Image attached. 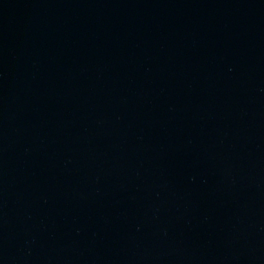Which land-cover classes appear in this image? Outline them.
Wrapping results in <instances>:
<instances>
[{
    "label": "water",
    "instance_id": "95a60500",
    "mask_svg": "<svg viewBox=\"0 0 264 264\" xmlns=\"http://www.w3.org/2000/svg\"><path fill=\"white\" fill-rule=\"evenodd\" d=\"M0 264H264V0H0Z\"/></svg>",
    "mask_w": 264,
    "mask_h": 264
}]
</instances>
